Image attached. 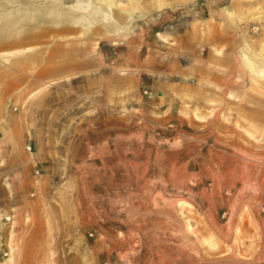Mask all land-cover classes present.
<instances>
[{"label": "rangeland", "instance_id": "obj_1", "mask_svg": "<svg viewBox=\"0 0 264 264\" xmlns=\"http://www.w3.org/2000/svg\"><path fill=\"white\" fill-rule=\"evenodd\" d=\"M0 264H264V0H0Z\"/></svg>", "mask_w": 264, "mask_h": 264}, {"label": "built area", "instance_id": "obj_2", "mask_svg": "<svg viewBox=\"0 0 264 264\" xmlns=\"http://www.w3.org/2000/svg\"><path fill=\"white\" fill-rule=\"evenodd\" d=\"M25 149H26V151L29 152V153L32 152V147H31V145H27V146L25 147ZM38 176H40V170L36 168V169L34 170V177H38ZM5 220H6V222L11 221V217H10V216L5 217ZM91 236H92V234H91Z\"/></svg>", "mask_w": 264, "mask_h": 264}]
</instances>
